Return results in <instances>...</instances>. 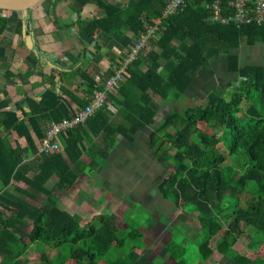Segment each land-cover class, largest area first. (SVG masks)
<instances>
[{"label": "trees", "instance_id": "16d2710c", "mask_svg": "<svg viewBox=\"0 0 264 264\" xmlns=\"http://www.w3.org/2000/svg\"><path fill=\"white\" fill-rule=\"evenodd\" d=\"M76 1L81 6L95 4L103 14L77 21L73 27H83L90 36L102 32L111 35L130 51L153 19L161 15L166 0H128L126 5L112 0ZM56 2L50 0V6L54 8ZM209 17L206 0H186L181 12L163 19L151 44L127 68L119 90L109 95L122 121L108 115L107 101L86 126L79 124L61 132L60 150L39 153L35 165L12 137L36 151L47 125L72 117L77 107L89 102L94 77L81 72L87 87L83 99L62 86L47 87L40 96H25L28 109L0 110V264H21L19 259L30 244L39 252V264H157L135 250L143 240L139 230L129 229L124 235L118 227L120 219L113 213L95 214L84 222L80 213L69 212L54 189L47 187L56 176L55 188L69 190L85 168L98 172L105 167L111 150L106 144L113 147L119 135L134 141L137 132L146 127H152L149 147L157 161L173 165L159 184L162 197L175 206L191 208L201 225L203 238L199 240L197 261L213 255L210 241L220 227L225 228V247L219 251L225 255L236 254L235 245L244 234L242 223L251 228L248 246L264 243V65L241 64L235 52L243 41L250 46L264 43V25L222 24ZM7 25L0 17V34L4 33L0 60L13 43L5 35ZM31 29V20L17 22L20 37L31 35ZM34 47L39 54L36 43ZM219 55L227 56L228 71L237 75L225 86L232 87L230 98L211 91L204 104L181 108L199 69ZM4 76L16 77L9 72ZM244 99L250 102L246 108L241 106ZM163 108L166 112L158 123L156 116ZM208 112L212 115L206 127L215 133L199 126ZM42 123L47 124L44 129ZM17 183L41 192L45 198L39 205L33 204L9 190L36 198ZM29 222L31 228L26 230ZM171 246L177 255L176 264H190L182 255L183 247L172 240ZM243 264H264V258L249 257Z\"/></svg>", "mask_w": 264, "mask_h": 264}, {"label": "crops", "instance_id": "0c3cea01", "mask_svg": "<svg viewBox=\"0 0 264 264\" xmlns=\"http://www.w3.org/2000/svg\"><path fill=\"white\" fill-rule=\"evenodd\" d=\"M56 1L54 8L50 6V0H47L41 2L30 14H11L12 16L6 19L8 25L5 35L12 39L13 43L7 50L6 57L0 60V110H17L21 107L28 109V106L24 101L25 96L28 94L40 96L47 87L57 89L62 86L83 99L86 97L87 87L81 72H85L90 77H94L96 73H100L106 77L109 75V72L112 71L113 64L121 60L129 52V48L124 46L122 40H116L113 36L106 35L103 32L95 36H90L86 33L83 27L72 26V24L77 21H89L94 17L101 16L103 11L98 9L95 4L89 3L85 6H81L76 0ZM112 1L121 5H126L128 2V0ZM23 19L31 20L32 29L30 33L31 35L20 37L17 34V22ZM69 24L71 26L70 28H64V26ZM3 35L4 33L0 34V39ZM34 43L37 44L40 53H42L41 56L37 54L36 50H34ZM5 72L15 74L16 77L11 79L6 78L4 76ZM200 77L198 71L196 79L185 92L187 97L194 99L193 101L198 102V104H200L199 97L205 92L204 80ZM52 78L54 79L51 81ZM211 91L217 92L215 89H210L205 92V96ZM155 100L156 102L161 103L160 97H156ZM76 106L78 105L76 104ZM107 106L108 115L115 121H122V116L111 99L108 100ZM161 110L166 112V109L163 108L158 111V114ZM157 116L156 121L159 123L163 116L160 119H158L159 117ZM46 125V123H42L43 129ZM48 126L49 125H47V127ZM151 130L152 127H146L137 132L134 141H129L119 135L117 136V143L113 147L106 144L105 148H111V150L107 157V164L105 165L103 173L114 172L116 174H137V181L141 179L144 189L146 190L144 193L141 192L142 197H152L151 204H153V201L155 200H163L159 191V184L164 177L161 175L159 177L158 174L162 169L161 167L164 165L157 161L154 152L149 147V134ZM102 137L104 139L107 138L105 134H102ZM13 141L19 145L24 152H26L28 155V161L33 164L31 157H35V154L39 151L40 144L38 143L37 150L32 152L27 149L26 144L23 145L24 142L22 140L14 138ZM133 149L139 150L138 154H140V162L138 165H135L136 163L134 164L132 158L127 153L128 150L133 153ZM89 172H92L90 167L85 168L75 184L69 190H64H77L81 194L83 197L81 204L82 209H84L85 205H94L92 202L95 201H92V199H85V197H89V194L85 190L87 188L84 186V179L85 175ZM151 175L154 176L153 184H150V181H148ZM50 180H52V184L55 185L57 177L53 176ZM17 184L34 194L37 198L38 195L35 192L36 190L33 189V191L31 190L32 188H26L21 183ZM9 190L23 198L25 196L17 193L11 188ZM109 195L112 194L106 193L104 196L103 192H101V194H98L96 202L98 204L108 203V201H110V198L108 197ZM102 197H105V200L100 202ZM113 197H123L126 201L125 195L119 192H115ZM25 199H27V197ZM27 200L30 201L29 199ZM30 202L35 204L33 201ZM123 202L124 201H122V203ZM64 205L69 212L80 213L77 210L71 211L67 204L64 203ZM87 210L90 211V209ZM114 214H116V212ZM104 215L108 216L110 214ZM30 225L31 222H29V226ZM130 225L131 227L128 228V230H140L147 226V224L145 226ZM22 239L29 242L26 238L22 237ZM33 250H36V247L34 244H30L25 254L19 259L21 264H24L23 260H25L29 252ZM1 260L2 254L0 252V261Z\"/></svg>", "mask_w": 264, "mask_h": 264}, {"label": "rangeland", "instance_id": "374dc122", "mask_svg": "<svg viewBox=\"0 0 264 264\" xmlns=\"http://www.w3.org/2000/svg\"><path fill=\"white\" fill-rule=\"evenodd\" d=\"M11 14L12 13L0 10L1 18L7 19L8 17L12 16ZM235 52L239 55L241 64L264 65V43L258 42L255 45L250 46L247 45L245 41H243ZM39 55L41 56L42 53L39 52ZM199 75L201 76L200 78L204 80L205 92L210 89H215L226 99L230 98L232 87L225 86L228 82L235 81L237 75L228 71L226 55H219L212 58L206 68L199 69ZM205 92L201 97H199L200 104H204L206 100ZM193 100L194 99H190L185 94L182 99L181 108L198 104V102ZM249 103L250 102L248 100L244 99L241 103L242 108H246ZM173 104L176 105L175 102H173ZM164 112V110L160 111L157 116L159 117L158 119L163 116ZM211 115L212 113L210 112L206 113L199 126L202 129H205L208 133H215L212 128L206 127ZM12 138L15 137L13 136ZM24 144L25 143H23V145ZM219 147L223 148L222 143H219ZM129 150L127 151L128 155H130L134 164L136 163L135 165H138L140 162V154H138L139 150L133 149V153ZM170 152L174 153V149H170ZM38 157L39 151H37L35 157H31V161L34 165L37 163ZM161 168L162 169L159 171L158 176L160 177L161 175L162 177H167L168 174L173 170V165L171 162H167ZM104 169L105 167H100L98 172L92 171L85 175L84 186L87 188L85 190L89 194V197H85V199H92V201L95 200L92 202L94 205H85V210L81 207L83 197L77 190H58L55 188V185L52 184V180L47 182V187H52L54 189V194L60 199L63 205L64 203L67 204L71 211H79L84 219V222L92 220L95 214L108 215L112 213L114 214L116 212L120 219L118 227L123 231L124 235H126L128 228L131 227L130 224L138 226H145L147 224L145 228L139 230L143 233V240L135 248V250L139 254L147 255L154 259L157 264L177 263V255H174L172 252L173 247L171 246V240L183 247L185 252L182 255L188 259V263L190 264H243V262L249 257L254 258L256 256H261L264 258V243L253 248L248 246L251 228L247 224L242 223L241 226L244 230V234L240 242L235 245L236 254L231 253L225 255V253H221L219 251L220 247H225L223 241L225 228L220 227L217 230L216 235L210 241V247L214 250L213 255L209 259L202 262L197 261L199 256V240H201L203 236L200 234L201 225L191 208L175 206L172 201L164 198L162 201L155 200L153 201V204H151L152 197H142V193H144L146 190L144 189L141 179L137 181V174H116L114 172L103 173ZM153 178L154 176L151 175L148 179L150 184H153ZM21 184L24 187L31 189L26 184ZM35 192L38 195L37 198L33 200L32 198L27 197V199L33 201L35 204H39L43 201L45 195L37 190ZM101 192H103L104 196L106 193L112 194L108 196L110 198L108 203L98 204L96 202L97 196L98 194H101ZM115 192L124 194L126 201L123 199V197H113ZM24 198H26V196H24ZM104 200L105 197H102L100 202H103ZM122 201L124 202L122 203ZM86 208L90 209V211H88ZM29 228H31V225H28L26 230H30ZM21 236L26 238L23 234ZM38 253L39 252L37 249L30 251L27 258L23 260V263L39 264ZM73 262H75V259H73Z\"/></svg>", "mask_w": 264, "mask_h": 264}, {"label": "built area", "instance_id": "2783aa9c", "mask_svg": "<svg viewBox=\"0 0 264 264\" xmlns=\"http://www.w3.org/2000/svg\"><path fill=\"white\" fill-rule=\"evenodd\" d=\"M186 0H166L161 15L147 26L146 31L134 43L130 51L121 60L113 64L112 73L106 77L100 73L94 75L96 82L92 89L89 102L83 107H77L70 118L52 122L45 130L44 138L40 141L39 153L52 154L60 150L58 136L79 124L86 126L88 119L108 101L109 95L119 90L130 64L142 55L146 46L151 44L159 24L163 19L181 12ZM210 10V21L222 24H257L264 25V0H206Z\"/></svg>", "mask_w": 264, "mask_h": 264}, {"label": "water", "instance_id": "95a60500", "mask_svg": "<svg viewBox=\"0 0 264 264\" xmlns=\"http://www.w3.org/2000/svg\"><path fill=\"white\" fill-rule=\"evenodd\" d=\"M42 0H0V10L17 15L30 14ZM25 25H23V34Z\"/></svg>", "mask_w": 264, "mask_h": 264}, {"label": "bare ground", "instance_id": "6f19581e", "mask_svg": "<svg viewBox=\"0 0 264 264\" xmlns=\"http://www.w3.org/2000/svg\"><path fill=\"white\" fill-rule=\"evenodd\" d=\"M24 2H27L28 0H23Z\"/></svg>", "mask_w": 264, "mask_h": 264}]
</instances>
